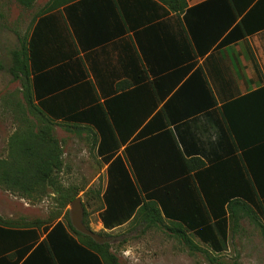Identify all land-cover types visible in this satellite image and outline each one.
Listing matches in <instances>:
<instances>
[{"label":"trees","instance_id":"obj_1","mask_svg":"<svg viewBox=\"0 0 264 264\" xmlns=\"http://www.w3.org/2000/svg\"><path fill=\"white\" fill-rule=\"evenodd\" d=\"M36 1L17 0L27 9ZM252 2L207 0L188 7L186 0H50L29 38L12 50L10 67L45 127L21 135L9 159L0 160V185L28 197L53 185L62 151L46 131L54 122L87 126L98 133L97 153L107 165L99 213L104 228L135 221L149 228L168 220L171 234L190 250L201 249L189 233L214 253L227 249L232 228L244 219L264 237V86L218 106L198 66V58L262 26L244 15ZM170 13L180 32L166 36L162 18ZM124 18L133 28L142 26L133 31L137 48L122 40ZM112 47L126 51L122 63ZM153 59L162 61L158 68ZM217 110L223 119H215L212 141L223 155L242 150V161L195 157L207 143L202 132L212 135L205 123ZM19 161L33 162L24 168ZM58 192L63 207L77 198ZM65 216L27 227L0 218V264H123L108 243L78 231L69 210Z\"/></svg>","mask_w":264,"mask_h":264},{"label":"rangeland","instance_id":"obj_2","mask_svg":"<svg viewBox=\"0 0 264 264\" xmlns=\"http://www.w3.org/2000/svg\"><path fill=\"white\" fill-rule=\"evenodd\" d=\"M49 1L37 0L27 9L17 0H0V160L9 159L12 145L18 146L21 135L36 134L45 127L43 118L31 112L21 81L14 79L10 67L12 50L21 38H29L35 17ZM46 132L62 151V167L54 171L53 185L46 184L30 197L0 185L1 222L22 227L49 225L65 219L68 210L71 219V203L66 207L61 205L58 192L61 190L76 193L82 199L83 222L104 238L99 243H108L109 251L123 264H264L261 230L248 219L238 228H232L227 249L219 254L191 233L201 250H190L171 234L167 226L174 224L168 220L149 228L135 221L112 230L104 229L99 213L104 207L102 194L107 184V165L97 153L98 133L87 126L75 129L62 122H54ZM19 162L27 168L33 161ZM246 241L254 245L248 247Z\"/></svg>","mask_w":264,"mask_h":264},{"label":"crops","instance_id":"obj_3","mask_svg":"<svg viewBox=\"0 0 264 264\" xmlns=\"http://www.w3.org/2000/svg\"><path fill=\"white\" fill-rule=\"evenodd\" d=\"M186 1L188 7H192L207 0ZM250 13L252 23H262V26H260L256 32L220 50H211L210 53L212 54L210 56L208 55L203 58H198V66L203 68L206 78L214 90L218 106H221L227 99L239 97L264 86V0H254V2L248 6L244 15ZM177 18L178 17L174 13H170L162 18L163 21H166V26L162 29V34H166L167 36L169 34H173L174 32H180V29H177V27H180ZM125 20L124 24L122 23V29L124 28L125 33L122 34V40H130V42L134 43L137 48L138 43L133 31L141 29L142 26L139 28H133L130 22L127 19ZM111 52L114 58H117L118 56L119 62L122 63V55H124V52L126 51L122 48H120L119 51H113L112 47ZM130 52L132 51H128V54ZM161 62L162 61L160 59H153V65L157 68ZM213 118V122L209 119L205 123V125H208L212 130V135L209 136L205 131L202 132L203 134H201V138L207 140V143L204 146L200 145V148H202L204 152H200L199 156L195 157H198L200 159L199 161H242V150L234 149V154L228 156L223 155L220 143L212 141L218 137V133L215 130V119L222 121V113L217 110ZM211 125H213V127ZM192 147L194 148V146L190 145L189 148ZM123 149L124 147H122V151ZM189 158L192 159L191 157ZM163 161L170 160H168L164 155ZM261 221L264 225V211L261 216ZM246 244L248 247L254 245L251 241H246Z\"/></svg>","mask_w":264,"mask_h":264},{"label":"water","instance_id":"obj_4","mask_svg":"<svg viewBox=\"0 0 264 264\" xmlns=\"http://www.w3.org/2000/svg\"><path fill=\"white\" fill-rule=\"evenodd\" d=\"M84 206L80 197L75 198L71 203V222L73 226L83 234L91 236L97 242H103L104 238L90 229L84 222Z\"/></svg>","mask_w":264,"mask_h":264}]
</instances>
